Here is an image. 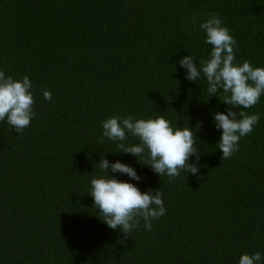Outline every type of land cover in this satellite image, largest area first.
Segmentation results:
<instances>
[{
    "label": "trees",
    "instance_id": "1",
    "mask_svg": "<svg viewBox=\"0 0 264 264\" xmlns=\"http://www.w3.org/2000/svg\"><path fill=\"white\" fill-rule=\"evenodd\" d=\"M210 13L235 38L237 61L264 65V0H0V69L29 75L35 111L19 133L0 121V264H238L264 254V94L244 109L259 114L252 132L223 158L212 114L230 105L178 65L189 52L207 57L192 18ZM117 114L191 126L199 174L159 177L145 155L100 142V121ZM102 155L134 166L141 190L161 191L166 211L151 229L141 220L125 235L100 219L88 191Z\"/></svg>",
    "mask_w": 264,
    "mask_h": 264
},
{
    "label": "clouds",
    "instance_id": "2",
    "mask_svg": "<svg viewBox=\"0 0 264 264\" xmlns=\"http://www.w3.org/2000/svg\"><path fill=\"white\" fill-rule=\"evenodd\" d=\"M192 21L199 24L204 43L211 47L207 57H201L198 63L189 52L178 58V65L184 69V78L188 81L197 82L203 74L207 92L211 96L221 92V102L230 105L225 111L212 114L215 127L220 131L216 144L221 157L229 158L237 150L240 138L251 133L259 120L258 113H247L244 109L255 105L264 94V65H254L246 59L236 60V40L217 14L210 13L202 21L193 17ZM42 95L45 100L51 99L48 89H44ZM33 103L29 75L16 78L0 69V121L14 127L17 133L21 132L35 116ZM100 129V142L104 138L118 141L120 151L117 153L134 155L140 162L141 155H145L147 162L143 163L159 177L174 178L181 171L199 174L195 134L189 125L177 126L162 114L147 118L117 114L102 119ZM129 136L137 138L138 142L123 143ZM190 157L195 159L190 161ZM96 164L100 173L91 177L88 193L100 219L109 229L119 228L127 235L143 220V227L149 230L151 221L165 214L161 191L159 188L141 190L137 182L142 178L134 166L119 159L110 161L103 155ZM116 173L129 179H120ZM262 259L264 254L256 251L241 255L238 264H260Z\"/></svg>",
    "mask_w": 264,
    "mask_h": 264
}]
</instances>
